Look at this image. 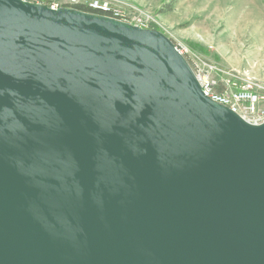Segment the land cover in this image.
<instances>
[{
	"label": "water",
	"instance_id": "1",
	"mask_svg": "<svg viewBox=\"0 0 264 264\" xmlns=\"http://www.w3.org/2000/svg\"><path fill=\"white\" fill-rule=\"evenodd\" d=\"M0 264H264V123L157 30L0 0Z\"/></svg>",
	"mask_w": 264,
	"mask_h": 264
},
{
	"label": "rangeland",
	"instance_id": "2",
	"mask_svg": "<svg viewBox=\"0 0 264 264\" xmlns=\"http://www.w3.org/2000/svg\"><path fill=\"white\" fill-rule=\"evenodd\" d=\"M100 1L163 33L190 63L214 64L264 83V0Z\"/></svg>",
	"mask_w": 264,
	"mask_h": 264
},
{
	"label": "built area",
	"instance_id": "3",
	"mask_svg": "<svg viewBox=\"0 0 264 264\" xmlns=\"http://www.w3.org/2000/svg\"><path fill=\"white\" fill-rule=\"evenodd\" d=\"M23 1L46 5L51 9L62 7L77 9V6H85L92 13L129 22L144 29L149 28L141 20L131 21L130 18L126 17L121 10L111 3L100 0H93L88 3H83L81 0ZM190 64L207 97L227 106L251 124L260 125L264 123V83L237 72L220 68L214 64H205L203 66Z\"/></svg>",
	"mask_w": 264,
	"mask_h": 264
},
{
	"label": "trees",
	"instance_id": "4",
	"mask_svg": "<svg viewBox=\"0 0 264 264\" xmlns=\"http://www.w3.org/2000/svg\"><path fill=\"white\" fill-rule=\"evenodd\" d=\"M77 9L90 12L85 6H77Z\"/></svg>",
	"mask_w": 264,
	"mask_h": 264
}]
</instances>
